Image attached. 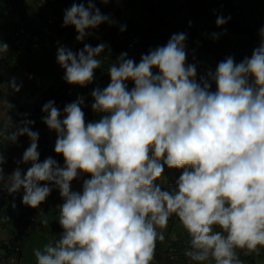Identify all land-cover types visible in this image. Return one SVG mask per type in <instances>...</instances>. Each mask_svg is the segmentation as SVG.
Segmentation results:
<instances>
[{"label": "clouds", "instance_id": "clouds-1", "mask_svg": "<svg viewBox=\"0 0 264 264\" xmlns=\"http://www.w3.org/2000/svg\"><path fill=\"white\" fill-rule=\"evenodd\" d=\"M230 19L218 15L215 24L222 28ZM102 24L116 21L96 0L65 9L62 27H73L75 41L83 43L78 51L57 46L67 84L94 82L106 44L84 41ZM258 36L250 57L237 63L227 56L199 82L184 32L141 54L138 63L121 52L107 68L108 85L91 92L98 119L86 122L83 97L62 111L53 100L43 104L41 120L56 134L54 151L63 165L51 156L40 162L34 120L24 114L14 125L8 116L7 96L18 93L22 81L0 82L10 128L0 131V143L15 145L25 136L29 142L10 174L0 153V191L14 197L23 189L21 202L33 209L53 190L64 201L57 218L62 232L33 250L36 264H153L173 216L187 233L184 255L191 261L242 264L237 250L264 248V26ZM8 52L0 42V54ZM165 166L182 170L171 190L162 188ZM86 174L82 191H72V182Z\"/></svg>", "mask_w": 264, "mask_h": 264}, {"label": "crops", "instance_id": "crops-1", "mask_svg": "<svg viewBox=\"0 0 264 264\" xmlns=\"http://www.w3.org/2000/svg\"><path fill=\"white\" fill-rule=\"evenodd\" d=\"M150 1L109 0L105 6L100 0H96V6L100 11L110 15L116 24L111 27L102 24L95 30V36L87 38L84 43L95 47L104 42L105 52L109 50L125 52L124 32H120L119 28L121 25L126 26V29L133 27L139 33L138 45L133 52H128L130 53L128 56L138 63L146 47L157 46L162 42L164 44L174 33L184 32L190 37L196 23L215 24L218 15L225 18L230 16L229 22L219 28L224 33L219 39H212L213 43L210 44L188 48V63L195 62L198 65V82L200 77H206L209 69L215 71L216 65L225 57L231 55L238 63L245 56L250 57L254 47L258 46V30L264 26V0H180L182 6L175 18H168L153 11L149 6ZM256 1L262 4L259 12L255 11L257 7H253ZM73 3L86 5L87 0H0V42L9 46L8 53L0 54V82H5L12 76L19 79L23 66L32 58L43 55L48 47L62 44L76 51L83 47V43L75 41L76 33L73 27L49 26L44 31L40 29L47 20H63L65 9ZM22 31L26 34H34V38L32 40L17 38L16 34ZM63 76L64 73L49 75L32 89L19 91L16 94L9 93L7 96L8 102L13 106L8 112L12 124H18L24 118V114H27L28 119L35 121L32 130L39 133L40 162L49 156L55 158L61 165L64 162L62 155L54 151L55 132H50L42 123L43 104L53 100L62 111L66 104L74 102L78 96L83 97L85 106L82 110L86 122H91L99 118L91 109L93 103L91 92L95 87L99 86L102 89L110 82L109 76L99 78L95 74L94 82L82 88L67 84ZM129 84L133 86L131 82ZM55 89L57 92L54 91ZM212 90H215L214 84ZM4 98L5 93L0 92V105ZM6 111L0 106V131L5 132L10 130L3 115ZM28 146L26 136L20 137L15 145L0 143V153H3L7 160L2 166L6 174H10L16 168L17 162ZM28 167L30 165H21L23 171ZM181 173L182 170L169 169L165 166L161 177L162 188L171 190ZM87 178L90 177L86 174L79 181L74 180L71 184L72 191H82L83 179ZM22 195L23 189L20 193L14 194V197L0 191V264H9L10 256L17 258L18 264H36L33 250H42L49 241L57 240L62 232L57 218L59 206L64 201L58 190H53L46 201L36 209L23 205ZM13 203L15 207H12ZM29 216H32L36 222L30 221ZM164 234L165 240L157 241L153 264H181L171 258L172 251L186 236L177 217L173 216L169 219ZM237 256L242 264H264V248L248 254H245L244 250H237Z\"/></svg>", "mask_w": 264, "mask_h": 264}, {"label": "trees", "instance_id": "trees-1", "mask_svg": "<svg viewBox=\"0 0 264 264\" xmlns=\"http://www.w3.org/2000/svg\"><path fill=\"white\" fill-rule=\"evenodd\" d=\"M166 2H169V0H166ZM169 3L173 4V10H172V8L170 9L167 6V4L164 5V6H161L160 5L161 3L159 2V0H151L150 3H149V6L151 7V9L153 11L161 14L162 16H166L168 18H175L178 15V13H179L182 4L180 3V0H174L173 2H169ZM174 5H175V7H174ZM261 5L262 4H258L257 1L255 2L253 7L255 8V7L258 6V8H255L256 12H259L262 9V7L259 8V6H261ZM170 11H173V12L170 13ZM46 22L47 21H45V24L40 28L42 31H44L47 27H49ZM199 23H203V22L196 23L194 25V27H193L192 35L190 37H187V49L191 48V47H194V46L196 47V46H199V45H205V44L213 43V40L211 39L212 32L217 33V31H219V33H222L220 30H218L219 28H217L216 24H206V23H204L205 26H207V28H206L207 38L206 39H198V40H196L197 33H198V24ZM50 26H54V27H59L60 28V27H62V24L59 25V21H54V24H52ZM62 28H66V27H62ZM22 32H24V31H22ZM130 34L134 35L133 38H132V47L131 48H127L126 45H125V41H123V44L125 45V49H126L125 52L126 53L133 52L136 49L137 45H138V41H137V37L139 36L138 30H136L135 28L133 29V27L127 28L124 31V33H123V39H124V37H126V35L128 36ZM31 35L34 38V34H31ZM168 40H169V38L164 42V44H166ZM164 44H162V45H164ZM151 48H154V47H152V46L150 48H149V46L146 47L145 51L143 52V54H146L148 52V50L151 49ZM56 50H57V47H48V48H46V51L44 52L43 55H41L38 58H32L31 60H29L23 66L22 72H21V75H20V78H19V80L22 81V87H21L20 91H27V90L32 89L35 85H37L40 81H42V79H44L45 77H47L49 75L56 74V73L57 74L64 73L63 69H61L59 67V65L56 63ZM73 51H76V50H73ZM130 53H128V55ZM119 54L120 53L117 50H110L108 52L102 53V55H101L102 57L100 58L101 61H102V65H101L100 69H97L95 71V74H97V76L99 78H103L101 73L111 63H113L115 61L116 57ZM29 77H31V78H29ZM77 87H79V86H77ZM54 91L57 92L56 89ZM182 242H184V240ZM179 246L177 245L176 249H174V250H179L178 249ZM176 262L184 264L181 261H176ZM194 264H196L195 261H194Z\"/></svg>", "mask_w": 264, "mask_h": 264}, {"label": "built area", "instance_id": "built-area-1", "mask_svg": "<svg viewBox=\"0 0 264 264\" xmlns=\"http://www.w3.org/2000/svg\"><path fill=\"white\" fill-rule=\"evenodd\" d=\"M173 1L174 0H171V1L169 0V2H173ZM159 2L161 3L160 4L161 6H164V5L167 4V6L170 9L172 8V10H173V4H170L169 2H166V0H159ZM174 7H175V5H174ZM259 8H261V6H259ZM172 12L173 11H170V13H172ZM46 23H47L48 26H50V25L54 24V21L53 20H47ZM62 23H63V20H61L59 22V25H61ZM206 28H207V26H205L204 23H199L198 24V33H197L196 40H198V39H206L207 38ZM218 30H220V29H218ZM217 33H219V31H217ZM133 36H134L133 34H130V35H128V36L126 35V37H124L123 41H125V45H126L127 48H131L132 47V38H133ZM16 37L17 38H26V39H29V40L33 39V36L31 34H26L25 32H22V33L20 32V33L16 34ZM107 68L105 70H103V72L101 73L102 76L108 77ZM129 88H131L130 84H129ZM28 219L30 221H32V222H36L35 219L32 216H29ZM188 239L189 238H188L187 233H186L184 242H182L180 244V246L178 248L179 250H173L172 251L173 254H172L171 258L174 259L175 261H181L184 264H194V261H191L188 257H186L184 255L185 249L188 247ZM9 264H17V258H15L14 256L10 257L9 258Z\"/></svg>", "mask_w": 264, "mask_h": 264}, {"label": "rangeland", "instance_id": "rangeland-1", "mask_svg": "<svg viewBox=\"0 0 264 264\" xmlns=\"http://www.w3.org/2000/svg\"><path fill=\"white\" fill-rule=\"evenodd\" d=\"M257 8H258V6H257ZM59 22H60V20H59ZM163 44V42L160 44V45H157V46H161ZM157 46H152V47H157ZM150 48V47H149ZM10 257H12V256H10ZM17 264H18V260H17Z\"/></svg>", "mask_w": 264, "mask_h": 264}]
</instances>
